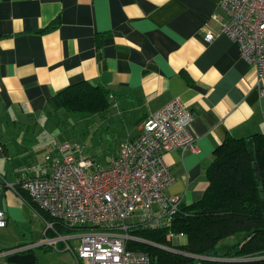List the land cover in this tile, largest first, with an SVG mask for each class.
<instances>
[{
    "label": "crops",
    "instance_id": "crops-1",
    "mask_svg": "<svg viewBox=\"0 0 264 264\" xmlns=\"http://www.w3.org/2000/svg\"><path fill=\"white\" fill-rule=\"evenodd\" d=\"M220 2L0 0V208L7 221L0 256L43 238L41 230L38 239L28 241L32 233L24 231L21 241L14 239L13 229L34 217L20 179L49 173L45 156L57 154L51 128L59 114L47 109L48 100L72 83L109 90L106 113L116 107L131 122L123 141L172 98L185 102L198 151L164 155L174 175L166 193L180 195L185 205L202 197L206 169L226 136L264 133V95L237 43L219 32ZM206 32L214 34L209 42ZM45 251L65 264L61 245ZM29 252L37 262V252Z\"/></svg>",
    "mask_w": 264,
    "mask_h": 264
},
{
    "label": "built area",
    "instance_id": "built-area-1",
    "mask_svg": "<svg viewBox=\"0 0 264 264\" xmlns=\"http://www.w3.org/2000/svg\"><path fill=\"white\" fill-rule=\"evenodd\" d=\"M220 8L225 21L219 32L237 43L241 57L254 68V86L264 95V0H221ZM213 38L212 32L205 33L206 41ZM192 119L185 102L172 98L148 115L138 134L123 141L104 164L79 153L78 146L54 139L57 154L45 156L49 173L20 179L30 208L49 216L45 220L38 214L44 222L43 238L3 256L61 245L72 253L75 264H151L148 253L128 247L137 241L192 256L178 248L183 233L171 229L183 201L180 195L166 193L174 175L164 160L171 150L198 151L189 131ZM6 222L0 208V228ZM139 227L164 228L169 245L129 233Z\"/></svg>",
    "mask_w": 264,
    "mask_h": 264
},
{
    "label": "trees",
    "instance_id": "trees-1",
    "mask_svg": "<svg viewBox=\"0 0 264 264\" xmlns=\"http://www.w3.org/2000/svg\"><path fill=\"white\" fill-rule=\"evenodd\" d=\"M110 97L107 88L80 80L53 95L47 109L53 114L103 115L110 107ZM205 176L207 186L202 197L192 204H182L171 225L173 231L187 238L178 248L192 256L141 241L130 242L128 247L148 253L151 264H264V133L226 136L214 149ZM37 212L49 220L46 213ZM129 233L169 245L164 228L139 227ZM234 235L240 238L226 243L225 251L218 253V243ZM196 255L202 258L193 257Z\"/></svg>",
    "mask_w": 264,
    "mask_h": 264
},
{
    "label": "rangeland",
    "instance_id": "rangeland-1",
    "mask_svg": "<svg viewBox=\"0 0 264 264\" xmlns=\"http://www.w3.org/2000/svg\"><path fill=\"white\" fill-rule=\"evenodd\" d=\"M106 114H77L70 112L62 114L61 112L56 123H53V127L51 128L53 129L55 127L52 137L60 143L67 142L70 145L78 146L79 153L94 159L100 164H104L109 156L116 153L122 141L127 137V133L132 130V126L130 125L131 122L126 124V122L120 118L116 107L108 112L107 115ZM26 195H28V193ZM29 210L34 215V219L29 218V215H27V219L13 229V236L16 241H21L23 239L24 236L22 231H24L26 237L29 236V232L32 233L30 234L31 237L28 238V241L38 239L41 235V230L43 231V220L32 208ZM129 220H131V218H129ZM237 238H240V236L234 235L220 241L217 245V252L223 253L225 251V244ZM179 242L180 247L184 246L187 242L186 236L183 235ZM156 247L160 248L158 246ZM33 249L39 255V260L32 264L62 263V261H53L50 255L46 253V249L42 246H34ZM160 249L165 250L164 248ZM63 253L65 264H75L73 255L69 250H66ZM193 257H197V255ZM205 258L209 259L210 257H204V259ZM0 264L13 263L8 262L7 258L0 256Z\"/></svg>",
    "mask_w": 264,
    "mask_h": 264
},
{
    "label": "water",
    "instance_id": "water-1",
    "mask_svg": "<svg viewBox=\"0 0 264 264\" xmlns=\"http://www.w3.org/2000/svg\"><path fill=\"white\" fill-rule=\"evenodd\" d=\"M7 261L13 264H32L36 261V257L32 252L25 253H9L4 256Z\"/></svg>",
    "mask_w": 264,
    "mask_h": 264
}]
</instances>
